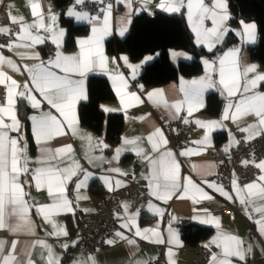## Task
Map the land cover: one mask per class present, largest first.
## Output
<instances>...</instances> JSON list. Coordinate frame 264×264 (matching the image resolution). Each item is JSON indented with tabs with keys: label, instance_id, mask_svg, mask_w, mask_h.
Here are the masks:
<instances>
[{
	"label": "snow or ice",
	"instance_id": "snow-or-ice-1",
	"mask_svg": "<svg viewBox=\"0 0 264 264\" xmlns=\"http://www.w3.org/2000/svg\"><path fill=\"white\" fill-rule=\"evenodd\" d=\"M2 2L3 0H0V3ZM92 2L101 5L98 9L100 15H91L82 9L77 10V6H82L85 0H74L73 6L66 12L68 17L76 21H86L91 25V35L77 41L79 51L76 54L64 53L62 44L66 32L58 28L57 15L51 12L50 7L47 14L45 13L40 0H29L33 17L31 22L25 21L23 16L13 15L11 11L7 13L10 25H18V31L14 32L10 26H0V36L9 38L6 43L0 42V85L6 89L5 102L0 104V230H7L15 237L10 244L0 238V264H36L32 255L37 247L42 249L40 259L44 264H61L63 257L55 254L52 245L48 244L46 239L31 241L19 239L21 235L35 236L33 211L51 226L52 231H46V237L56 239L67 237L69 233L66 226L61 225L55 218L61 214L75 215L78 202L88 198L81 190H86L90 181L99 179L110 192L128 186L126 181L120 179H116L113 186V177L110 175L116 173L126 177L129 175L128 172L118 167H110L105 169V174L97 175L80 163L73 145L65 144L55 148L49 146L51 141L69 134L85 142L84 159L93 168H98L103 163L110 164L113 161L118 163L124 152L134 153L145 165L147 170L140 174V179L145 181L146 194L151 199L146 200V205L136 207L135 211H130L132 208L130 203L123 202V215L117 214V219L121 221L120 229L128 232L135 229L134 236L143 239L149 238L151 234L156 237V243H164L156 229H141L138 226V218L142 211L146 210L162 217L164 213L153 203L154 200L167 203L174 196L184 198L189 191L194 193L193 203H199L200 199L212 200L214 197L201 187L202 184L228 201H234L235 197L236 201L245 206L246 215L257 225L258 235L264 239V161L256 163L254 160H243L242 166L247 167L249 163H254L260 174L256 180L241 186L233 173L229 191L224 185L212 180L202 179L201 184H197L191 176L182 178L181 162L177 154L168 148L169 141L159 126L153 125L152 131L146 136L122 137L121 146L114 149L111 161L102 155L109 149V145L90 134L80 133L76 108L78 103L88 99L85 85L88 74L97 70L105 74L108 72V58L104 54L103 41L106 36L112 34L110 19L113 3L110 0ZM136 2L137 0H115L116 4H122L128 9L124 18L126 23H130L127 17L132 15L133 4ZM139 2L146 6L149 0ZM157 7L167 13L183 15L195 36V43L206 46L209 52L223 44L228 33L233 31L227 25L231 19L227 0H212L211 5L206 3V0H161ZM241 23L242 35L246 41L255 42L256 25ZM126 31V28H122L119 35L124 36ZM46 43H51L55 51L47 60H43L36 48ZM5 51L20 60L30 59L36 63L18 64L13 58L6 56ZM239 53L240 49L233 47L213 61L204 59L205 76L191 81L181 78L178 89L180 98L170 101L163 89H155L146 94L147 99L154 107L163 109L170 119H182L183 123L189 124L191 121L187 117L191 116L194 110L204 107V93L215 88L226 101L221 119L196 120L195 123L206 132L202 141L192 143L211 146L209 139L211 132L226 129L223 123L225 120H231L241 133L246 134L243 143L264 137V91L260 90L264 87V73L258 71V65L242 63ZM172 56L175 58L184 54L172 52ZM185 58L191 59L190 56ZM121 59L131 69V79L135 80L141 65L130 64L126 56ZM151 60L153 57L148 56L143 63ZM5 67L16 73H27L28 79L21 85L4 71ZM214 75L218 76V79H214ZM109 78L113 81V87L124 108L130 106L132 102L143 103L136 92L127 90L129 83L122 73H116ZM140 87L142 89L143 86ZM21 99L26 100L30 107L36 110V114L28 117L31 121L32 136L40 151V156L35 161L27 154L28 143L23 135L21 120L18 118L17 101ZM45 104L48 106L47 111L44 110ZM184 110L187 116L181 117L180 114ZM104 111L113 110L104 108ZM150 115L146 114L139 119L144 121ZM248 118H252L251 123L248 122ZM13 133L16 135H12ZM229 139L230 144L224 149L225 152L233 146L238 147L241 143L230 131ZM145 142L147 148L144 147ZM193 154H202V150L186 148L179 152L180 157H189ZM30 163H35L37 167L30 168ZM191 167L193 171L198 169L196 164H192ZM209 167L212 168L214 165ZM29 176L31 180L27 179ZM133 178L135 179V176ZM70 186H74L75 200L68 197ZM33 187L37 191L46 190L51 202L41 205L31 203L28 199L30 192L26 189ZM178 193H182L183 196H178ZM203 211L207 212V209ZM253 213L259 214L260 218L253 219ZM172 219L174 221L176 218ZM193 219L199 217L194 216ZM199 222L213 225L217 229L216 235L203 245L210 253L208 264H246L247 258L252 254V244L246 243L238 234L225 232L218 217L209 214L207 219H199ZM169 233L168 242L179 244L178 234L171 225ZM114 235L126 240L130 246L135 245V240L126 236L123 231H117ZM107 243L112 245L114 241L109 239ZM77 244L78 240L71 244L65 243L61 247L64 252H68ZM213 247L217 251H212ZM172 256L173 253L169 249V264H174ZM73 264H96V260L94 256L89 255L74 260ZM135 264L149 262L135 261Z\"/></svg>",
	"mask_w": 264,
	"mask_h": 264
},
{
	"label": "crops",
	"instance_id": "crops-1",
	"mask_svg": "<svg viewBox=\"0 0 264 264\" xmlns=\"http://www.w3.org/2000/svg\"><path fill=\"white\" fill-rule=\"evenodd\" d=\"M40 2L46 14L48 12L49 7L51 8V12L57 15L58 28L63 29L66 32V36L64 37L63 44H62L64 53L69 54V55L78 53L79 46H78L77 41L79 39H85L91 35V25H89L86 21H76L74 18H70L66 15L67 10L71 6H73V3H72V5H70L69 8L65 12L66 17L71 19L74 22V24L77 26H88V32L86 34L76 37L75 47L73 49H66V39H67L68 32H67V28L61 22L60 10L57 8L54 0H40ZM160 3H161V0H149L148 4L145 6L141 4L139 0H137V2L133 4L132 15L130 17H127V19H130V23H126L124 19L126 18L128 9L122 4L113 5L112 15L110 19V31L112 34L109 36H106L103 41L104 54L108 58V64H107L108 72L107 74H105L97 70L94 73H89L86 78L85 85H86V90H87V95H88L87 82H88L89 77L92 75H98V76L105 77L109 80L110 85L116 95V99L114 101L103 102L100 106L101 110L106 115L104 129L100 136L96 135L89 128L83 126L80 121L79 107L83 102H87L88 99L78 103L76 111H77V116L79 119V130L81 134H90L94 138L102 139L104 143L109 145L106 139L107 118L110 114H121L124 117V129L122 132V137L133 138L136 136H146L150 131H152L153 125L159 126L164 130L165 135L169 141L168 148L172 149L175 152V150L170 145V137L168 134V124L169 122L175 121L177 119H174V120L170 119V117L164 112L163 109H158L154 107L153 104L147 99L146 94L155 89H163L166 93V97L170 101L178 99L181 96V94L178 91L181 78L185 81H191V80L199 79L200 77L205 76L206 74L205 65H204L203 72L197 76H193V77L182 76L178 78L177 80L172 81L164 86L147 88L141 82L140 77H141V74L145 66L151 63L156 58V56L148 55V56H152L153 60L147 63H143V62L145 58L148 56H146L144 59L138 62H134L128 54L110 53L108 52V48H107L109 41L116 40V39H123L128 35L130 26L132 24V20L137 14H147L149 16H155L158 13H167L157 7V5H159ZM206 3L211 5L212 0H206ZM2 4H7L8 7L10 5L13 6L11 8L9 7V11H11L13 15L23 16L25 18V21L27 22L32 21L33 17L30 12L29 0H3V2L0 3V5ZM227 4H228L229 14L231 16V19L227 22V25L230 29H232L235 32V34L238 37V41L236 42V44L230 48H233V47L239 48L240 49L239 56H240L241 62L244 64H249V65L251 64L258 65V71L261 73H264V65L258 60H254L250 53V48L256 46L258 42V29H257L256 23L239 20V22L235 26L232 25V19L234 18V14L230 9L228 0H227ZM145 7H146V10H145ZM137 9H141V10L136 11ZM77 10L79 9L77 8ZM167 14H171V13H167ZM91 15H100V14H91ZM241 22L256 25L255 42L246 41L245 37L242 35L243 25ZM206 23H208V26H211L209 22H206ZM122 28L127 29L124 36L119 35V32ZM198 46L203 47L207 50V47L204 45H198ZM218 46L213 50V52L217 50ZM36 51L39 52L40 57L43 60H47L50 54L55 51V48L51 43H46L45 45L38 46L36 48ZM172 52L183 53L184 56H178L174 58L172 56ZM213 52H209V53H213ZM4 54L6 56H10L14 60H16L18 64H21V65L23 64L31 65V64L36 63V61L30 60V59L20 60L18 57L14 56L12 53H9L7 51L4 52ZM217 55L213 57H208L205 59L209 61H213L214 58L217 57ZM220 55H222V53H220L219 56ZM124 56L128 58V62L130 64H134V65L140 64L141 65L140 69L138 70L135 80L131 79V69H129L124 64V61L121 59V57H124ZM189 56L190 55H188L187 53L183 51H178V50L171 51V57H172V61L174 64H178L181 60H186L190 62L192 60L191 56H190L191 59L185 58ZM4 71L8 75L12 76L13 79L17 80V82L20 83L21 85L24 83L25 80L28 79L27 73H23V72L16 73V72L11 71V69H8L7 67L4 68ZM116 73H122L124 77L128 80V83H129V87L127 89L128 91H130L132 83L136 82L137 90L134 92H136L141 97V100L143 101V103L132 102V104L128 106L127 108H124V106L121 105L120 97L117 95L116 89L113 87V81L109 78L111 75H114ZM213 78L218 79V76L214 75ZM141 85L143 86L142 89L140 87ZM260 90L264 91L262 89ZM212 91H217V90L213 88V89H209L208 91L204 93V107L200 108L199 110H194L192 115L187 117L191 122H193L196 125L195 131L190 136L191 145L188 148H192L194 150L201 149L202 154H199V155L193 154L189 157H180L179 153L175 152L177 154V158L181 162L182 178L184 176H191L192 179L197 184H201L202 179H208V180H212L216 182V175H217L216 164L211 155V152L216 147H220L224 150L226 147L229 146L230 144L229 131L238 141L237 132L239 130L232 123L231 120H225L223 123L224 125H226V129L213 130L211 132L210 138H209L211 146L204 145V144L197 145V144L192 143L193 141H202L205 135V132H206L205 129L201 128L195 123L196 120L212 121V120L221 119L222 111L226 103L225 99H224V105H223L222 111L218 116L211 117L204 112L206 102H207V96ZM37 98H39L38 94H37ZM22 101L25 102L30 107V105L28 104L26 100H22V99L18 100L17 101L18 118L21 120V123L23 126V135L28 143L27 154L31 158L32 161H35L40 156L39 146L35 143L34 138L32 136L31 121L29 120L30 127L28 131L24 121L21 119L19 107ZM104 108H109V109H112L113 111H110V112L104 111ZM44 110L45 111L48 110V106L46 104L44 105ZM149 113L151 115L148 116L146 120L142 121L139 119L140 117L146 116V114H149ZM33 114H36V110L30 107L29 117ZM180 115L184 117L187 116L186 110L182 111ZM248 122L251 123L252 118H248ZM221 133L224 135L225 138L222 141L218 142L217 135ZM12 135H16V134L13 133ZM121 143H122V138H121L120 143L117 146H115L112 150H109V149L105 150L106 155H107L106 160H109V161L112 160V157L114 155V149L121 146ZM65 144L73 145L75 149L76 158L80 161V163L85 168H89V170L95 172L97 175L105 174V169L110 168V167H118L121 170L129 173V175L126 177L119 176L116 173L110 174L113 177V186H115L114 181L116 179L124 180L127 182V184L130 181H135L138 184L145 185V181L140 179V174L143 172H146L147 169L144 165L143 168L138 173L135 172V160L137 159V157L135 156L134 153L124 152L121 155L118 163L113 161L110 164L103 163L100 167L93 168L84 159V152L86 150V146H85V142L82 141L79 137H73L71 134L63 136V137H58L55 140L51 141L49 146L52 148H55V147H59ZM144 147L146 148L148 147L146 142L144 143ZM262 161H264V159ZM192 164L198 165V169L196 171H193L191 167ZM210 165H214V167L210 168L209 167ZM29 167L35 168L37 167V165L35 163H30ZM209 172H211L212 174L208 175ZM259 174H260V170H259L258 175ZM133 176H135V179L133 178ZM235 178L238 180V183L241 186L246 185L256 180V179L247 180L246 178L242 177L239 174H235ZM27 179L31 180V177L29 176L27 177ZM92 183H97L98 185H100V187L104 191V194L102 196L94 195L90 191V185ZM201 187H204L205 191H207L214 198L212 200L200 199L199 203H193L192 197L194 193L192 191H189L187 196H185L184 198H177L176 196H174L167 203L154 200L153 203L155 205H158L164 213L162 217L156 216L146 210L142 211L141 216L138 218V226L141 229H144V228L156 229L160 233V237L164 240V243H156L155 242L156 237L151 236V234H149V238L143 239L141 237L134 236L133 233L135 229H133L132 232H128L126 230L120 229L119 225L121 221L118 220L117 228L112 233H110V235L106 238L104 246L99 248L92 255L95 257L96 264H135V261H148L149 264H151L152 262H156L157 260H159L161 257L164 258V261L166 264H169V257H168L169 249H171L173 253L172 260L174 261V264H208V261L207 262H197L196 246L197 245L203 246L211 238H213L217 233V229L213 225L201 224L199 222V219H207L209 217V214L211 216L220 218L221 227L225 232L232 233V234H238L241 238L245 240L246 243H250L253 245L252 254L246 260L247 264H256L261 259H263L264 251H262V248H264V239H262L258 235L257 225L251 222L248 216L246 215L245 206L241 205L238 201H236L235 197H234V201H228L224 197L220 196L218 193H215L211 189H208L205 185L201 184ZM224 187L227 190L231 191V185L229 187H226V186ZM26 190L30 192V196L28 197V199L33 204L41 205V204H47L51 202L47 195L46 190L37 191L34 187L31 189H26ZM119 190H116V191H119ZM81 191L88 198L78 202V207L76 209L75 215L61 214L55 218L61 225L66 226L67 231L69 233L67 237H60L59 239L46 237L45 232L52 231V228L49 224L45 223L41 217L36 216L33 211L32 219L36 225V234L35 236L21 235L19 239L21 241H31L34 239H46L47 243L52 245L55 254L57 256H62L63 258L67 252H64L61 245L65 243L71 244L73 241L78 240V244L75 247L70 248L68 250V251L72 250L71 257L69 259L68 264H73L74 260H79V259H83L84 257H88V255H86L84 251L82 250V246H81V234L83 232L84 220L86 218L91 217L97 211L98 205L101 201L105 200L111 195V193L116 192V191H111V192L108 191L107 187L99 179L90 181L88 188L86 190L82 189ZM195 195H198V194H195ZM178 196H183V194L178 193ZM68 197L71 200H75L74 186L69 187ZM123 202L130 203L132 205V208L130 209V211H134L132 201L127 197H122L121 198L122 209L118 211L117 214L123 215V206H122ZM231 206L235 207L237 210L234 212L232 216H229L226 214V210ZM82 209H86L87 211H82ZM194 209L196 211H194ZM203 209H207V212H204ZM252 215H253V219L260 218L259 214L253 213ZM194 216L199 217V219H193ZM173 217L176 218L174 221L172 219ZM183 219H186L189 221V224L185 227L194 229L200 226H208V227L213 228L214 231L209 238L202 241L200 244H197L196 246L187 245L182 237L183 227L181 224H182ZM169 225H171V228L178 234L179 244L168 242L170 239ZM117 231H123L126 236H128L131 239H134L135 245L130 246L126 240L116 237L114 234ZM0 238L7 240L10 244L11 240L14 239L15 237L12 234H10L7 230H0ZM109 239H112L114 241L112 245H109L107 243V240ZM212 250L217 251L215 247H213ZM41 251L42 249H40L39 247H37L33 251L32 259L36 262V264H44V261L40 259ZM44 254L45 256L47 255L46 252ZM61 264L63 263L61 262Z\"/></svg>",
	"mask_w": 264,
	"mask_h": 264
},
{
	"label": "trees",
	"instance_id": "trees-1",
	"mask_svg": "<svg viewBox=\"0 0 264 264\" xmlns=\"http://www.w3.org/2000/svg\"><path fill=\"white\" fill-rule=\"evenodd\" d=\"M60 10L61 22L67 28L66 49L75 47L77 36L86 34L88 26H77L65 15L66 10L74 0H54ZM230 9L234 14L232 25L239 20L254 22L258 29L257 45L250 48L251 56L264 65V0H228ZM238 41L234 31H230L223 44L217 50L209 53L205 48L195 43V37L190 30L186 18L181 14L158 13L155 16L137 14L129 29L128 35L123 39L111 40L107 48L110 53H126L134 62L144 59L148 55L156 58L147 64L141 74L140 80L147 88L164 86L178 78L193 77L204 70L203 60L223 53ZM183 51L192 57V60H181L174 64L171 51ZM88 101L79 107L80 121L83 126L100 136L104 129L106 115L101 110L103 102L114 101L116 95L107 78L92 75L87 82ZM264 90V87H261ZM224 98L218 91H212L207 96L204 112L211 117L218 116L223 108ZM21 119L29 131L30 107L21 102L19 107ZM124 117L121 114H110L107 118L106 139L110 145L109 150L117 146L122 138ZM221 133L217 141L224 139ZM90 191L97 196H102L104 191L97 183L90 185ZM213 228L200 226L197 228H182V237L187 245L196 246L206 240L213 233ZM72 250L68 251L62 263L68 264Z\"/></svg>",
	"mask_w": 264,
	"mask_h": 264
},
{
	"label": "built area",
	"instance_id": "built-area-1",
	"mask_svg": "<svg viewBox=\"0 0 264 264\" xmlns=\"http://www.w3.org/2000/svg\"><path fill=\"white\" fill-rule=\"evenodd\" d=\"M109 2V0H106ZM115 5V0H110ZM101 5L93 3L92 0H85L82 6H78L79 10L88 11L90 14H100L98 9ZM9 7L7 4L0 5V26H10L13 31H18V25H10L7 13ZM14 38V37H13ZM9 38L0 36V42H7ZM6 52V51H5ZM137 90L136 82L132 83L130 92ZM6 89L0 85V104L5 102ZM184 117V116H181ZM196 129L193 122L189 124L183 123L182 119L169 122L168 134L170 137V145L179 153L191 145V135ZM246 134L237 132V139L241 141L240 145L234 146L230 151L225 152L222 148L216 147L212 150L211 155L216 164V182L226 187L231 185L232 174H239L247 180H254L257 178L259 169L255 167L254 163H249L247 167L242 166V161L247 159L259 163L264 159V137H257L251 142L243 143V138ZM143 164L135 160V172L138 173ZM127 197L132 201L133 210L140 205H146L147 197L145 186L138 184L135 181H130L127 187L119 191L111 193L105 200L98 205L97 211L89 218L84 220L83 232L81 234V246L86 255H93L99 248L103 247L106 238L117 228V213L122 209L121 198ZM237 209L229 207L226 214L232 216ZM189 224L186 219L182 220V227ZM213 251V250H212ZM197 262H207L210 256L209 250L202 245L196 246ZM151 264H166L164 258L161 257L156 262ZM247 264V263H246ZM256 264H264V258Z\"/></svg>",
	"mask_w": 264,
	"mask_h": 264
},
{
	"label": "water",
	"instance_id": "water-1",
	"mask_svg": "<svg viewBox=\"0 0 264 264\" xmlns=\"http://www.w3.org/2000/svg\"><path fill=\"white\" fill-rule=\"evenodd\" d=\"M218 56H219V54L217 55V57H218ZM217 57H215L214 60H215ZM207 58H208V57H207ZM99 139H100V138H99ZM102 155H103L105 158H106V156H107L105 151L102 153Z\"/></svg>",
	"mask_w": 264,
	"mask_h": 264
}]
</instances>
